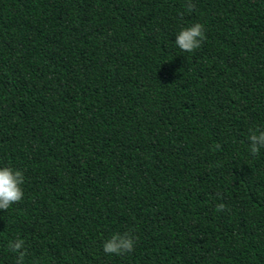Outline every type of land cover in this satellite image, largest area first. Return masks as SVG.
Returning a JSON list of instances; mask_svg holds the SVG:
<instances>
[{
	"label": "trees",
	"instance_id": "obj_1",
	"mask_svg": "<svg viewBox=\"0 0 264 264\" xmlns=\"http://www.w3.org/2000/svg\"><path fill=\"white\" fill-rule=\"evenodd\" d=\"M186 2L0 0V264H264V0Z\"/></svg>",
	"mask_w": 264,
	"mask_h": 264
},
{
	"label": "clouds",
	"instance_id": "obj_2",
	"mask_svg": "<svg viewBox=\"0 0 264 264\" xmlns=\"http://www.w3.org/2000/svg\"><path fill=\"white\" fill-rule=\"evenodd\" d=\"M185 7L188 12L195 8L193 0H187ZM205 25L194 23L182 28L176 35L175 43L184 52H193L201 47L206 39ZM248 141L250 144V154L259 155L261 149H264V129H249ZM25 176L22 170L10 166L0 167V209L8 210L15 203L24 198L23 184ZM226 210L224 203L216 205L217 212ZM138 237L134 235V230L125 231L124 233H115L103 244L105 254L122 255L134 250ZM8 249L16 254L15 264H24L27 254L25 241L19 237L10 240L7 245Z\"/></svg>",
	"mask_w": 264,
	"mask_h": 264
}]
</instances>
